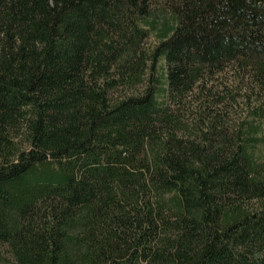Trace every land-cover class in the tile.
<instances>
[{
  "label": "trees",
  "instance_id": "trees-1",
  "mask_svg": "<svg viewBox=\"0 0 264 264\" xmlns=\"http://www.w3.org/2000/svg\"><path fill=\"white\" fill-rule=\"evenodd\" d=\"M0 262L264 264V0H0Z\"/></svg>",
  "mask_w": 264,
  "mask_h": 264
},
{
  "label": "rangeland",
  "instance_id": "rangeland-1",
  "mask_svg": "<svg viewBox=\"0 0 264 264\" xmlns=\"http://www.w3.org/2000/svg\"><path fill=\"white\" fill-rule=\"evenodd\" d=\"M157 36H158L157 31H154V30H153L152 33L150 34V36L145 40V42H144V47H148V46H150L153 42H155L156 39H157ZM0 264H5V263L0 262ZM7 264H11V263H7Z\"/></svg>",
  "mask_w": 264,
  "mask_h": 264
}]
</instances>
